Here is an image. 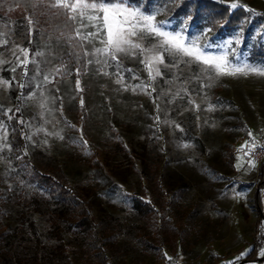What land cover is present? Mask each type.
I'll return each instance as SVG.
<instances>
[{"label":"rangeland","instance_id":"obj_1","mask_svg":"<svg viewBox=\"0 0 264 264\" xmlns=\"http://www.w3.org/2000/svg\"><path fill=\"white\" fill-rule=\"evenodd\" d=\"M8 1L0 0L4 263L264 264V189L262 221L254 205L260 160L248 153L250 141L264 146V75L204 72L187 57L147 51L157 39L137 41L144 53L114 60L96 52L99 39L77 35L94 30L79 18L65 39L31 16L13 17ZM184 1L195 0L123 3L207 46V55L264 69V0H213L244 6L232 26L219 13L211 25L203 4L194 17L189 8L175 15ZM31 2L70 14L51 7L56 0ZM65 40L80 43L84 67L67 59ZM149 55L163 63L150 71L142 62ZM30 165L86 200L102 253L74 226L55 234L57 199ZM25 195L39 209L30 218Z\"/></svg>","mask_w":264,"mask_h":264},{"label":"snow or ice","instance_id":"obj_2","mask_svg":"<svg viewBox=\"0 0 264 264\" xmlns=\"http://www.w3.org/2000/svg\"><path fill=\"white\" fill-rule=\"evenodd\" d=\"M237 6L236 4L230 5L231 8ZM51 7L68 10L70 20L75 21L79 18L82 27L90 26L94 29L86 36L81 35L77 29V35L82 40H89V42L99 39L103 47L97 48L96 52L114 60L117 58V54L144 53L146 49L137 41L157 39L158 43L154 48L147 51L167 52L181 58L187 57V62L203 65L204 72H214L217 76L247 75L249 72L264 75V69H257L246 64L233 67L224 56L205 54L204 47L207 46H198L196 40L186 42L180 32L173 34L165 31V22L157 23L154 16L143 15L137 10L130 9L124 5L123 0H118V2L117 0H75L72 3H68L67 0H56L51 4ZM85 20H87V24H83ZM142 62L149 66L151 71L150 66L153 62L163 63V56L149 55ZM156 74L159 75L158 69H156Z\"/></svg>","mask_w":264,"mask_h":264},{"label":"trees","instance_id":"obj_3","mask_svg":"<svg viewBox=\"0 0 264 264\" xmlns=\"http://www.w3.org/2000/svg\"><path fill=\"white\" fill-rule=\"evenodd\" d=\"M5 1V0H4ZM7 1V0H6ZM32 0H9L12 7H14L10 12L13 14V17L27 21V16H31L33 22L39 28L45 29L53 33L64 34L65 39L68 38V35L73 31L74 23L73 20L69 19L66 11H61L59 13L53 12L52 9L44 10L40 3L33 4ZM135 2H140V0H132ZM203 4L205 12L208 13L209 23L211 25H216L218 13L221 14L222 20L225 19L227 24L231 26L236 24L239 20V17H242L244 8L238 7L233 10H230L228 5L218 3L213 0H195V1H184L180 7H177L174 11L175 15L181 14L184 9H190L191 14L196 16L198 6ZM187 11V10H186ZM246 12V11H245ZM66 50H68L67 59L71 63H77L79 68L84 67L85 59L84 53L82 51L80 43L72 44L70 41L65 40ZM30 174L35 178L36 182L39 184H44L49 187V192L57 199V204L59 205V210L52 212L50 215V221L54 227L55 234H59V230L64 226H74L80 233H83L89 240L96 242L97 250L100 253L103 252L101 246V240L94 229L93 216L90 212V208L85 199L79 197L73 189L65 184L64 181L59 178H55L49 174L41 173L37 170L34 165H30ZM257 187L254 190V205L257 208L258 217L261 219L260 215V202L262 197V189H264V159L258 165L257 169ZM24 202L28 207V212L25 215L26 218H30L31 215L35 212H38V207L32 208L34 204L33 197L24 196ZM32 225V220H28ZM255 239H253L254 241ZM256 241L253 244L256 246ZM3 248V243L0 241V252ZM251 258L250 254H246L244 259L248 260ZM241 263V262H240ZM0 264H5L3 257L0 255Z\"/></svg>","mask_w":264,"mask_h":264},{"label":"built area","instance_id":"obj_4","mask_svg":"<svg viewBox=\"0 0 264 264\" xmlns=\"http://www.w3.org/2000/svg\"><path fill=\"white\" fill-rule=\"evenodd\" d=\"M249 156H252L258 160H260L258 163L261 162L262 159H264V146H260V144H256L254 141L249 142V148H248Z\"/></svg>","mask_w":264,"mask_h":264},{"label":"water","instance_id":"obj_5","mask_svg":"<svg viewBox=\"0 0 264 264\" xmlns=\"http://www.w3.org/2000/svg\"><path fill=\"white\" fill-rule=\"evenodd\" d=\"M261 213V212H260ZM260 259H264V257H261ZM244 261H246L245 259L244 260H242V262H244Z\"/></svg>","mask_w":264,"mask_h":264}]
</instances>
